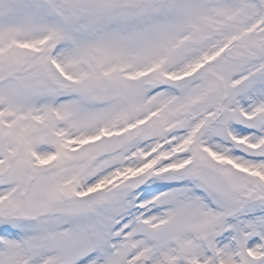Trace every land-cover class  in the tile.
<instances>
[{"label": "snow or ice", "instance_id": "obj_1", "mask_svg": "<svg viewBox=\"0 0 264 264\" xmlns=\"http://www.w3.org/2000/svg\"><path fill=\"white\" fill-rule=\"evenodd\" d=\"M0 264H264V0H0Z\"/></svg>", "mask_w": 264, "mask_h": 264}]
</instances>
